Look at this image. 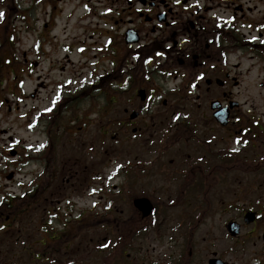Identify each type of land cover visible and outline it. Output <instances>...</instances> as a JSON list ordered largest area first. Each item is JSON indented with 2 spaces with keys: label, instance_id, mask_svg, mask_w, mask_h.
Here are the masks:
<instances>
[{
  "label": "flooded vegetation",
  "instance_id": "flooded-vegetation-1",
  "mask_svg": "<svg viewBox=\"0 0 264 264\" xmlns=\"http://www.w3.org/2000/svg\"><path fill=\"white\" fill-rule=\"evenodd\" d=\"M0 12V124L19 100L60 99L55 112H39L45 126L32 128L31 150L11 148L0 128V264H264V0H0ZM67 66L87 73L64 76ZM84 77L115 83L100 90V114L113 117L103 128H145L155 152L119 173L134 187L144 177L165 182L160 195L142 194L155 206L147 219L134 189H110L96 244L86 198L93 184L99 200L108 191L104 164L89 175L80 113L54 128L64 106L89 96ZM205 219L217 221L196 239ZM147 227L166 228L160 253L136 247Z\"/></svg>",
  "mask_w": 264,
  "mask_h": 264
},
{
  "label": "rangeland",
  "instance_id": "rangeland-1",
  "mask_svg": "<svg viewBox=\"0 0 264 264\" xmlns=\"http://www.w3.org/2000/svg\"><path fill=\"white\" fill-rule=\"evenodd\" d=\"M64 53H61L58 58H59V62L60 65L62 66L64 64V61L62 59ZM76 60L80 59L79 55L74 54L73 55ZM75 71H80V72H75ZM82 72V73H81ZM72 73L77 74L80 73V75H85V73H87V69L84 68L82 69L81 66H79L76 69H72L69 68L67 66L66 71L64 72V76H69L72 75ZM62 77V75L59 74V71L56 69L54 70V72L52 73L51 76V81L56 83L58 81V79L60 80V78ZM91 80H89L90 82ZM44 92V90L42 91V93ZM45 94V92H44ZM98 93L95 92V90H91L90 92V96H97ZM27 102V106H26V119L24 118H20V114L24 112V108L23 103L21 104V108L19 110H15V108H13L10 113H9V117L8 119L4 118L5 116V109H4V116L3 119L1 121L0 124V128H8L9 129V133L6 136H14L16 138V140H18L19 137L27 139L26 141L29 144H32L34 141L38 140L37 139V135L36 133L34 134L32 131H30L31 128L37 126V120H36V115L35 114H30V109H32L33 107H35V104H37L40 108L44 107V106H48V102L46 100H38V101H34V100H28L25 101V103ZM101 103H105L104 100V96H100L99 99H95V100H91L88 102H83L80 104V107L84 110L85 113L90 114V118L89 121H93V120H97V114L93 113L92 111H94L95 109H98V106L101 105ZM55 105V104H54ZM92 105H95L92 106ZM89 108V110L87 109ZM88 110V111H86ZM26 124V125H25ZM43 126H45V124H43ZM114 131V129H111V133ZM99 133V128L96 125L91 126L90 128H88L87 131L84 132V135L87 137L88 140H93L95 141V146L90 145L93 147V150L91 151V147H89L86 143L87 147V153L85 154V156L87 157L88 161H89V167H90V174L89 175H93L96 174L99 171V163H103L104 165L105 163L108 164L111 161V157H118L120 160H124L126 158L132 157L137 155V151H140L141 149H135L133 146L132 147H128L127 143L124 144V147L122 148V150L125 149L124 152L118 154V151L113 152V150L109 149V144L112 143V139L110 137V135L107 137L106 146H102L100 144H98V140H97V134ZM78 136V135H77ZM76 135H71V138H75L77 137ZM70 142L72 143V141L70 140ZM141 144V143H139ZM76 146L77 143L72 144V153L73 156H77L80 154L77 153L76 151ZM131 148V150L129 149ZM106 149V151H105ZM144 152V151H143ZM155 152H144V153H140V156H144V157H148V156H153ZM14 167L11 166L10 170H13ZM110 169V167H107V172ZM13 175L12 172L10 173V179H12ZM115 182H126V178L125 177H120L117 180H115ZM14 185V182L11 180L10 181V186ZM165 186V182L162 181L159 177H153V178H148V177H144L141 178V180L136 184L135 186V191L137 194H148L151 192H157L158 195H160L163 191V187ZM16 190L17 189V185H15L13 188ZM92 198L88 199V204L89 206L92 205ZM100 211V210H99ZM102 212V211H100ZM92 217V220L90 222V226H89V233H90V238H95L97 239L100 235H101V228L98 224V221L96 219L97 216V212L94 211L91 213L90 215ZM212 219V218H211ZM205 219L202 221V224H200L198 226V228L196 229L195 232V238L196 239H200L202 240L204 237H209L208 232L211 230V221H215L216 219ZM217 221V220H216ZM217 235L221 236V230H217ZM162 238L164 239V242L168 240V236H167V230L166 228H159L157 230H155L153 233H151L149 235V237H145L144 240L138 241L136 244L137 248H140V246H143L145 248L146 252H149L151 254H157L160 253L162 251ZM165 249V248H164Z\"/></svg>",
  "mask_w": 264,
  "mask_h": 264
},
{
  "label": "water",
  "instance_id": "water-1",
  "mask_svg": "<svg viewBox=\"0 0 264 264\" xmlns=\"http://www.w3.org/2000/svg\"><path fill=\"white\" fill-rule=\"evenodd\" d=\"M136 204L140 207V208H142V209H144L146 212H150L151 211V209H152V205H151V203L148 201V200H146V199H138V200H136Z\"/></svg>",
  "mask_w": 264,
  "mask_h": 264
},
{
  "label": "snow or ice",
  "instance_id": "snow-or-ice-1",
  "mask_svg": "<svg viewBox=\"0 0 264 264\" xmlns=\"http://www.w3.org/2000/svg\"><path fill=\"white\" fill-rule=\"evenodd\" d=\"M0 15H3V13H2V12H0Z\"/></svg>",
  "mask_w": 264,
  "mask_h": 264
}]
</instances>
